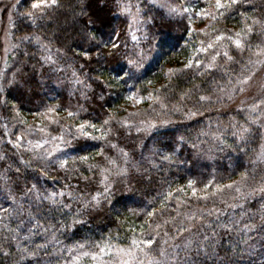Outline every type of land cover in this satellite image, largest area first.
<instances>
[{
    "label": "trees",
    "instance_id": "1",
    "mask_svg": "<svg viewBox=\"0 0 264 264\" xmlns=\"http://www.w3.org/2000/svg\"><path fill=\"white\" fill-rule=\"evenodd\" d=\"M23 1L18 10L21 15L17 14L14 22V34L42 36L63 51L65 56L59 60L63 66L72 63L71 68L86 73L95 94L92 92L93 98L91 96L85 103L93 115H104L106 105L124 97L133 88L141 91L154 86L153 94L159 95L169 108L163 109L152 101L139 112L150 113V117L142 121L158 120V113H167L165 118L176 123L149 131L146 125L139 123L141 116L136 125L109 127L111 131H103L109 135L105 138L74 135L67 148L68 155L64 157L68 163L61 167L60 160L45 159L36 148L27 145L28 135L32 137L30 131L34 130H29L32 122L27 120V116L46 109L50 102L61 100L65 106L67 93L59 91L53 84L49 85L44 79L51 73L42 63L41 51L32 46L31 40L26 51L17 48L13 57L16 75L13 79V76L7 77L0 85L3 88L0 92V264H72L80 251L77 244L85 245L83 251H95L93 242L103 245L107 241L112 253L106 251L97 261L82 257L78 262L97 264L100 260L114 258V250L129 247L134 238H146L141 227L151 234L156 224L161 225L157 239H167L169 245L183 246L186 240L194 242L190 250L193 264H264V227H261L264 193L258 191L264 184V162L256 160L259 144L264 140L263 129L248 120L249 113L245 110L237 107L222 109L221 102L212 98L208 102L199 101L201 95L213 96L236 83L241 72L247 71L246 65L252 67L248 61H253L251 54L256 49L255 45L263 40L264 33L257 31V34L245 37L250 47L244 50L226 42H216L214 37L229 25L244 26L245 22L252 23L253 19L264 22V0H240L238 6L213 8L217 19L203 32L199 31L200 28H193L192 22L189 24L191 19L188 16L167 17L150 0H137L144 11V19H151L149 39L156 49L153 59L144 69H138V78L132 80H128L123 72L119 73V80L111 79L119 66H123L124 72L128 71L130 67L126 61L120 60L118 66L111 59L103 60L96 56L97 45L101 40L107 42L113 38V31L119 33L120 43L125 37L126 21L117 10L115 0H60V7L47 10L42 18L41 15L35 16V24L24 15L32 0H26L25 5ZM191 1H195L194 6L204 4L203 0ZM242 13L248 15L244 17ZM89 18L96 20L95 25H87ZM213 28L217 31L214 32ZM88 32L95 34V41L87 38ZM208 42L216 43L217 47L200 52L199 49L207 47ZM85 50L91 53V59L78 55ZM215 52H220L213 62L216 67L208 68L207 63ZM225 52L234 59L229 60ZM179 55L185 59L192 55L191 58H198L204 64L186 69L184 65L188 61L175 65L172 62V69L181 71L170 74L167 70L164 75L159 69L170 61L164 59H177ZM61 72L65 71L61 69ZM94 76L99 79L93 80ZM39 79L44 80L43 84ZM105 82L110 88H106ZM185 92L188 95L182 96ZM107 93L111 94L106 96ZM5 100L7 103H3ZM118 102L116 108H119ZM173 105L185 110L196 105L203 116L183 121L179 114L172 112ZM123 110L117 109V113L121 114ZM23 112H26L25 116ZM117 113L112 114L113 118L118 116ZM241 125L251 129L247 143H241L232 135ZM137 127L140 132L136 131ZM214 133H219V136ZM21 135L24 139L17 146L13 141ZM169 153H172L171 159L163 160L162 156ZM81 156L89 158L80 160ZM110 160H115L116 164H110ZM121 168H127V173L118 174ZM104 169L109 171L104 172ZM244 172L248 176L242 191L247 193L255 188L257 192L243 201L233 188L231 191L225 189L206 201L193 197L189 191L180 193V203L173 198L166 202V206L161 204L162 194L169 186L175 189L186 185L189 178L197 180V186L202 187L204 182L213 178L220 184L239 182ZM106 184H110L113 190L111 203L102 201L98 207L87 204L96 192L103 191ZM53 192L64 195H58L53 202L47 199ZM233 204L242 206L231 207ZM205 208L213 209V214L203 212ZM216 208L223 211L217 213ZM153 209L157 214L149 217L147 213ZM237 220L241 225L254 223L257 228L243 231L240 225H236L234 230L221 226L234 225ZM190 223L195 225L191 231L176 236L177 225L187 227ZM173 236L175 239H170ZM205 236L208 241L204 240ZM197 243H203L208 249L207 258L203 253L199 256L194 254ZM38 245L43 247L38 248ZM213 246L216 255H212ZM24 249L38 255L28 256ZM177 251V264H187L184 251ZM139 254L145 258L160 256L155 247L148 256Z\"/></svg>",
    "mask_w": 264,
    "mask_h": 264
},
{
    "label": "snow or ice",
    "instance_id": "2",
    "mask_svg": "<svg viewBox=\"0 0 264 264\" xmlns=\"http://www.w3.org/2000/svg\"><path fill=\"white\" fill-rule=\"evenodd\" d=\"M240 0H214V9L219 10V9H227L233 6H238ZM115 6L118 11L128 14L131 12V6L129 3H126L125 0H115ZM251 6V5H250ZM60 7V0H32L31 2V11H28L24 13V15H27L32 18L33 24H35V16L36 12L38 11L41 15V18L43 15L47 13V10L53 9V8H58ZM160 7L166 8L168 14L171 15H185L189 13L191 10L187 7H182L178 5H171V4H161ZM209 7H212L211 3L209 4ZM203 18H207L211 16L212 20H215L217 17L215 15H212V12L208 11L207 9H201L200 12L198 13ZM220 15H223V13H220ZM242 16L246 17L248 14L247 13H242ZM96 20L94 18H89L87 21V25H95ZM191 23V20H189V24ZM256 25H259V31L261 33H264V22L258 19H253L252 23H244L243 29H241L240 32L234 33L233 36H226L224 32H220L218 35L214 37V41L219 42L223 41L225 39L231 41V43L235 46L236 49L238 50H244L246 47H250L249 45L246 44L245 37H249L250 34H257V28L255 27ZM214 32L217 31L215 28L212 29ZM199 31H204V29H199ZM113 38H110L107 42H104L103 40L100 41V43L97 45V51H96V56L99 59L103 60H109L111 59L112 62H114L116 65H120V60H121V48L122 45L119 42L120 41V36L119 33H116L113 31L111 34ZM35 41L39 44V46L44 49L45 55L41 57L42 61L46 64H57L58 61L54 59L53 55L48 54L51 52L50 45L48 43H42L41 42V37L39 36H34L33 37ZM87 38L89 40L95 41L96 36L92 32L87 33ZM24 40H28L29 36H24ZM133 40H137V37L135 35L132 36ZM153 39H156V37H153ZM151 44V41H150ZM201 44H204L202 41ZM217 47V44L214 42H208L207 47H201L199 49L200 52H207L209 48L215 49ZM258 48V53L257 55H264V47H260L259 45L257 46ZM58 51H60L58 49ZM78 55H81L85 58L91 59V53L87 50L83 51L82 53H79ZM225 56L228 57L229 60L234 59V57L228 56L227 52L224 53ZM220 56V52H215L214 55H212L207 63L208 68H214L216 65L213 63L217 57ZM146 58L145 51L144 49H140L137 53V58L136 59H126V63L130 65L131 67L127 72H124L123 66H119L118 71H116V74L111 77L113 80H119L121 77L119 75L120 72L124 73V76L127 77L128 80H132L134 78H138L136 75L137 70L142 67L143 60ZM204 62L201 61L198 58H189L188 62L184 65V68H191L194 65L196 66H201L203 65ZM249 65H252L251 68H248L246 65L245 67L247 68L246 72H241L240 77L237 79L236 83L239 85L238 88L233 89V91H241L243 92L245 90V85H247L250 81H252L256 75V70H255V64H261L264 65V60L258 59L257 61L253 62L251 59L248 61ZM177 71H181L180 69H168V72L175 73ZM74 76H76V73H73ZM96 79H99L97 77ZM78 83H83V81H80L77 78ZM11 83V81H9ZM147 83L151 84V81H147ZM132 87H135L133 85ZM261 88V95L256 99L254 103L248 106L249 108V115H248V120L253 123V124H260V117L264 116V82L260 84ZM3 91L2 86H0V92ZM227 95V93H225ZM182 96H187L188 93H182ZM125 99L128 101H133L136 100L137 102H144L145 99L149 101H154L155 103L159 104L161 108L163 109H168L169 105L164 102V100L159 96V95H154L153 93L149 92L147 97H145L143 94H141L140 90L137 89L136 91H130L128 95L125 96ZM211 100L210 96H205L201 95L199 96V101H204L208 102ZM3 103H7V101H3ZM13 108H15V105H13ZM18 111V109H17ZM56 111L55 107H48L46 112L47 113H54ZM155 111V109H153ZM172 112L177 113L181 116L183 121H192L195 118L199 116H203V113L200 110V107H197L196 105L193 106L191 109L185 110V108L180 107L179 105H173L172 106ZM46 114V113H45ZM138 114V113H134ZM69 115H75L74 113L69 112ZM159 119L158 120H146V121H140L141 124L146 125V129L151 131L154 129L158 128H163L165 126H168L170 124L176 123V121L170 119V118H165L167 116V113H158L157 114ZM48 119H53V117L49 116ZM112 119L111 116L107 120L104 121V124L107 125L109 121ZM129 122L124 121V124L127 125ZM86 127H90L95 129L97 126L95 124H91L89 121H84L83 123L77 124V134L83 137H91L92 133L89 131H86ZM233 128H235V125H232ZM260 127L264 128V124H260ZM31 130V129H29ZM43 131V129H42ZM108 131H111V129H108ZM137 132H140L141 129L139 127L136 128ZM251 133V129L247 127L246 125H241L236 131L232 133L233 137L237 138L241 143H247L249 139V135ZM104 135H107V132L104 133ZM214 135L219 136V133H214ZM24 139V136L21 135L18 140L13 141L14 144L17 146H20V141ZM181 140L184 139V137H180ZM39 147V143L36 145ZM239 147V144L237 145ZM115 147V145H113ZM196 145H193V148H195ZM50 154V153H49ZM124 156L127 157V153H124ZM172 153L166 154L162 156V159L165 161H168L171 159ZM89 157L87 156H81L79 157L80 160H87ZM256 160L257 161H262L264 162V143L259 144V151L256 152ZM68 162L67 161H61L60 166L64 167ZM110 164L115 165L116 161L115 160H110ZM104 172H108L109 169H104ZM120 173H127V168H121L118 172ZM47 174V173H43ZM247 172L241 173V180L239 182L237 181H232L231 183L228 184H220L215 181L213 178L212 180H209L207 182H204L202 184V187H198V181L192 178H189L186 181V185H180L178 188H169L166 190L165 193L162 194V200L161 204L162 206H166V202L168 200H171L175 198V200L180 203L181 202V196L180 193L187 194V192L190 191L191 195L197 199H203V200H209L212 199L214 196L219 195L220 193L223 192L225 189H235V192L239 196L240 200L243 201L246 197L253 196L257 192V189L253 188L249 192L245 193L242 191V187H245L246 185L244 184V181L247 179ZM87 179V178H85ZM104 180L107 181L108 177L105 176ZM103 182V181H102ZM35 187V185H33ZM259 192L264 193V184H262L259 189ZM174 193H176L174 197ZM60 195H64V193H50L47 199L52 200L55 202V198ZM69 196L72 195L71 192L68 193ZM113 195V190L110 187V184H106L102 192H96L95 195L92 196L91 201L86 202L87 204H90L92 207H98L100 206L101 202L103 201L104 203H111V197ZM14 199V197H13ZM187 203V201H184ZM237 206H242V205H237L233 204L231 207H237ZM261 208L264 209V205H261ZM6 211V210H4ZM223 211L222 209L216 208L215 212H220ZM203 212L208 213V215L213 214V209H203ZM156 210L153 209L151 212H148L147 215L149 217L155 216ZM200 219H203V216L200 217ZM192 220V217H189V221ZM261 227H264V214L261 215ZM82 222V221H81ZM167 223V221H165ZM236 225L241 226V230L243 231H252L257 228V225L254 223H244L241 225V221L237 220L235 221V224H223L221 225L224 229L226 230H234ZM177 231H176V236H179L182 232H187L191 231L193 227H195L194 224H189L187 227L181 225H177ZM161 228L160 224H156L155 228L152 229L151 234L147 233V231L141 227V232L145 233L146 238H141V239H133L132 244L127 247V248H116L114 251L118 255L116 256V262L115 264H136V254L137 253H143L145 256H148L149 253L152 251V248L155 247L156 250L159 252L160 257L162 259L157 260L156 258H153V264H167V261L170 260H177L179 258V251L178 249L184 251L185 253V261L187 264H193L192 259H191V254L190 250L192 249L193 241L192 240H186L184 242V245L181 246L179 244H168V240H159L157 237L160 236V232L158 229ZM167 236L168 234L165 233ZM170 239H175V236L170 237ZM208 237L205 236L204 240L208 241ZM38 248H42L43 245H38ZM85 245L83 244H77V248L80 250L79 253L75 256L72 264H78L79 261H81L82 257H89L93 261L99 260L104 253L107 251L109 253L113 252V249L111 245L105 241L103 245H101L99 242H93L92 247L95 249V251H83ZM169 248L171 251H169ZM24 251L27 253L28 256H37L38 253L35 251L28 252L27 249H24ZM201 253L207 258L209 256L208 249L204 246L203 243H197L196 248L194 251V254L199 256ZM212 255H216L215 247L213 246V252ZM124 257H127L125 259ZM24 257L21 256V259ZM143 264V262H141Z\"/></svg>",
    "mask_w": 264,
    "mask_h": 264
},
{
    "label": "rangeland",
    "instance_id": "3",
    "mask_svg": "<svg viewBox=\"0 0 264 264\" xmlns=\"http://www.w3.org/2000/svg\"><path fill=\"white\" fill-rule=\"evenodd\" d=\"M23 0H0V85L2 82L8 77L14 78L16 72H14V60L15 57V50L19 48L20 50L26 51L27 48L30 46V40L32 42V46L38 47L41 51L40 58L45 55L44 49H42L39 44L33 38L34 36L41 37L42 43H48L51 48V52L48 54L53 55L54 59L58 61L57 64H46L42 62L44 65L48 66V73L44 79H46L50 84L57 86L59 91H63L67 93L66 101L64 102L65 106H62V102L57 101L55 103H48L45 107L46 109H40L38 112H34L32 115H28V121L32 122L30 128H34L31 132V136L28 135V142L27 145L31 146L32 148H36L38 152L43 156L45 159H51L53 161L60 160L64 161V157L67 154V148L69 147V143L71 141V137L74 135L80 136L77 134L76 125L83 123L84 121H89L91 124H95L97 127L95 129L86 127V131L92 133V136L95 135L96 137H108L104 135L103 131H107L109 127H113L117 125V127L125 126L124 121H128L127 125H136V122L142 121L146 119L150 113H139L141 110H145L146 107L152 102L145 99L144 102L140 103L136 100L128 101L125 99V96L130 93V91H136L138 88H133L126 92L124 97L119 98L118 100H112V103L106 105V110L104 115H93L90 112L89 107L85 103L86 100H90L91 96L93 98L94 87L92 84L91 79L86 76V73H80L77 68H71L70 64L67 63L66 66H63V62H59L60 59L65 56L62 50H60L56 45H54L51 41L42 38V36L38 34H21L15 35L14 34V22L16 19V15H21L18 13L20 8V4ZM152 4L158 8H160L164 14L169 17L170 15L167 12L166 8L160 7L161 4H171V5H178L182 7H187L191 11L185 15H171L170 17L175 16H188L191 19L193 28H200L204 29L209 26V24L215 20H212L211 16L207 18H203L198 13L201 9H207L208 11L212 12L214 8V0H203L204 4L194 6L195 1L191 0H150ZM202 1V0H201ZM24 5L27 2L26 0L23 1ZM31 2L29 1L28 11H31ZM126 3H129L131 6V12L128 14L122 13L119 11L120 15L125 19V37L121 41L122 43V59L121 61H126V59H136L137 53L140 49H144L146 58L143 60L142 67L139 70L144 69V66L153 59L155 56V49L154 42L150 44V37L148 32V24L149 21L144 19V11L140 7L137 0H125ZM211 3L212 7H209ZM40 15L37 11L36 16ZM212 15L217 16L212 12ZM29 19H32L29 17ZM217 19V18H216ZM215 22H213L214 24ZM257 31H259L260 26L257 25ZM244 26H233L229 25V27H225L220 30V32H224L226 36H233L234 33L240 32ZM135 35L137 40H133L132 36ZM24 36H29L28 40H24ZM245 39V38H244ZM246 41V40H245ZM222 42H226L229 46H234L231 41L225 39ZM264 47V35L263 40L256 44V49L252 52L251 56L253 57V62L257 61L258 59L264 60V55H257L258 48L257 46ZM235 47V46H234ZM58 49L60 51H58ZM125 54V56H124ZM187 57L191 58L190 56L179 55L178 58H169L164 60H170L168 63L164 64L162 69L159 70L164 73L167 72L168 69H172V62L174 65L177 63H186L188 61ZM42 60V59H41ZM162 65V64H161ZM131 67L127 65V67ZM160 66V65H159ZM126 67V68H127ZM69 68V69H68ZM164 68V69H163ZM57 69V70H55ZM63 69L65 72H61ZM129 70V68H128ZM137 70V71H139ZM256 75L252 81H250L247 85H245V90L241 91H233L239 87L237 83L228 86V88L223 89L221 91L216 92L211 98L221 102V108L227 109L230 107H237L239 109L245 110L249 113L248 106L251 105L256 101L258 97L261 95V88L260 84L264 82V65L255 64ZM14 72V73H13ZM61 72V73H59ZM76 73V76L73 73ZM63 73V75H61ZM14 74V75H13ZM165 75V73H164ZM77 78L83 83H78ZM97 76H94L93 80ZM44 82L43 79H39ZM106 88H110L107 85V82L104 83ZM156 86V85H155ZM152 88L141 90V94L147 97L149 92L155 90L154 86ZM227 93V95L225 94ZM53 94V93H52ZM51 94V95H52ZM95 94V93H94ZM111 93H107L106 96L110 95ZM99 99H102L101 97ZM119 101V102H118ZM119 108L117 107V103ZM115 105V107L113 106ZM90 106V105H89ZM48 107H55L56 111L54 113H47L46 110ZM117 109L119 111L123 110L121 114L117 113ZM69 112L74 113L75 115H69ZM46 113V114H45ZM118 114L117 117L113 118L112 114ZM138 113V114H134ZM24 116L26 112H23ZM90 114V115H89ZM51 116L53 119H48ZM112 117L107 125L104 124V121ZM143 117L141 120L138 121V117ZM150 117V116H149ZM146 121V120H145ZM140 123V122H139ZM260 124H264V116L260 117ZM260 124H254L255 126ZM143 125V124H141ZM262 128V127H261ZM38 129V132L35 131ZM43 129V131H42ZM263 129V138H264V128ZM37 143H39V147H37ZM264 143V140L263 142ZM27 147V146H26ZM50 153V154H49ZM228 184V183H227ZM233 189V188H232ZM227 191H231V189H226ZM118 254L115 253L114 258L107 259V260H100L97 264H115L116 256ZM127 259V257H124ZM153 258L157 260L162 259V257H144L141 256L139 253L136 254V264H153ZM178 260V259H177ZM177 260H170L167 261V264H177Z\"/></svg>",
    "mask_w": 264,
    "mask_h": 264
}]
</instances>
